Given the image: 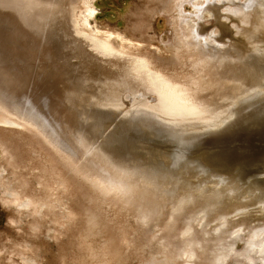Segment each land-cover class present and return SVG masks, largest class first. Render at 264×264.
I'll list each match as a JSON object with an SVG mask.
<instances>
[{"label": "bare ground", "instance_id": "obj_1", "mask_svg": "<svg viewBox=\"0 0 264 264\" xmlns=\"http://www.w3.org/2000/svg\"><path fill=\"white\" fill-rule=\"evenodd\" d=\"M76 1L0 0V155L12 168L11 174L27 186L19 170L32 148L20 144L10 128L31 129L57 162L107 209L127 214L144 226L153 225L156 238L166 248L164 253H172L166 264H223L233 255L240 256L244 264H264V194L256 196L230 184L228 177L198 169L157 174L114 161L102 152L101 145L99 148L90 141L80 124L81 114L101 113L109 121L127 123L128 127L158 130L181 150L234 127L245 117V113L241 114L244 117L239 115L243 110L237 107L248 96L249 88L245 90L246 82L244 87L238 86L236 75L237 80L231 82L244 91L239 89L242 94L237 99L231 92V99L226 97L231 90L222 93V79L233 77L231 71L242 60L264 56V0H245L239 9L234 7L235 14H226L225 20L214 12L216 29L210 32L203 23L189 29L190 41L208 35L218 47L227 44L228 55L214 58L203 52L196 54L190 45L196 40L185 44L183 52L198 70L181 82L146 68L143 59L112 49L108 36L89 28L93 8L83 0L77 15ZM248 117L243 119L245 123ZM4 172L0 167L3 185ZM25 197L13 192L3 195L2 201L41 216L40 199ZM100 223L93 215L85 234L89 242L101 238V264H115L122 255L123 238L110 229L102 234L106 224L101 227ZM2 241L0 264H19L16 257L29 262L26 246H11L3 235ZM241 241L245 249L237 252L235 246Z\"/></svg>", "mask_w": 264, "mask_h": 264}, {"label": "rangeland", "instance_id": "obj_2", "mask_svg": "<svg viewBox=\"0 0 264 264\" xmlns=\"http://www.w3.org/2000/svg\"><path fill=\"white\" fill-rule=\"evenodd\" d=\"M86 1L94 10L93 16L89 18V28L97 34L108 36L109 46L112 49L143 59L146 68L157 72L158 75L176 77L175 79L181 82L198 70L193 66L191 58L184 54L185 44L196 40L198 43H189L196 54L203 52L214 58L228 55L227 44L218 47L214 39L208 35L190 41L191 35L188 30L200 23L208 27L209 32L216 29L214 12L221 16V20H225L228 18L226 14H235L234 7L237 6L236 10L239 9L245 0ZM82 2L83 0H77L74 5L77 15L82 11ZM263 61L264 56L242 60L240 65L231 71L235 73L234 78L222 79V90L226 89L222 93L231 90L226 93V97L230 98L233 92L234 98L237 95L235 99L242 94L239 89L244 87L246 82L244 88L245 90L246 87L249 88L248 96L238 102V105L244 106L246 103V106L240 105L237 108L243 110L239 115L241 117L245 115L246 120L252 114L248 117L247 123L241 118L234 127H231L234 129L229 128L222 132V136L212 135L204 142L185 146L181 150L176 146L177 143L169 138L166 139V136L158 130L140 126L128 127L127 123L109 121L101 113L94 116L81 114V129L95 146L99 148L102 146V152L112 157L114 161L139 165L157 174L172 172L177 174V170L180 173L185 170L187 172L199 170L208 174H218L225 179L228 177L227 181L230 184L240 185L245 191H250L256 196L264 194V92L261 93L264 90ZM237 68L238 72L243 68L242 72H239L240 77L235 70ZM245 68L253 73L245 72ZM230 75L232 76L231 73L228 74ZM236 75L238 80L235 79ZM257 76L260 78H254ZM232 79L234 82L237 80L236 84L241 85V88L235 86L236 84L231 82ZM249 83L253 86H247ZM232 85L236 90L230 87ZM253 87L256 89L254 90ZM244 88L241 90L244 91ZM255 94L257 98L254 99ZM232 96L231 99H234ZM257 99L259 102H256ZM252 104L256 108H253ZM252 109H255L256 113ZM243 113L245 114L241 115ZM10 129L14 133L12 136H15L17 141H21L20 144L32 148L26 163L19 170V177L26 179L27 186L20 185L11 174L12 168L7 166L5 158L0 155V167L5 170L6 177L3 180L4 185L0 184V236L8 237L11 246H26L29 249L25 258L29 262L23 263V258L16 257L17 263L101 264V238L89 242L85 234L93 215L99 217L101 227L106 224V230H102V234L106 235L107 229H110L115 236L123 238L124 244L119 243L124 247L121 246L122 255L115 264H166V260L172 258L171 252L168 253L166 250L164 253L163 250L166 248L163 247V241L156 238L158 235H155L153 225L144 226L127 214L122 216L107 209L81 181L57 162L55 156L42 145L31 129L23 127ZM177 153L181 154L182 158ZM13 192H20L26 196L25 198L32 196L39 198L42 205L41 216H33L28 209H19L13 204L4 205L3 195ZM25 198L23 200H26ZM2 244L3 241L0 242V248ZM235 248L237 252H242L245 245L241 241ZM244 263L245 261L236 255L223 262V264Z\"/></svg>", "mask_w": 264, "mask_h": 264}]
</instances>
